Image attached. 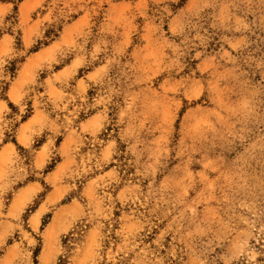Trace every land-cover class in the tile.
<instances>
[{
	"label": "rangeland",
	"instance_id": "1",
	"mask_svg": "<svg viewBox=\"0 0 264 264\" xmlns=\"http://www.w3.org/2000/svg\"><path fill=\"white\" fill-rule=\"evenodd\" d=\"M0 264H264V0H0Z\"/></svg>",
	"mask_w": 264,
	"mask_h": 264
},
{
	"label": "bare ground",
	"instance_id": "2",
	"mask_svg": "<svg viewBox=\"0 0 264 264\" xmlns=\"http://www.w3.org/2000/svg\"><path fill=\"white\" fill-rule=\"evenodd\" d=\"M23 194H24V192H23ZM30 194V193H29ZM26 195H28V193H26Z\"/></svg>",
	"mask_w": 264,
	"mask_h": 264
}]
</instances>
